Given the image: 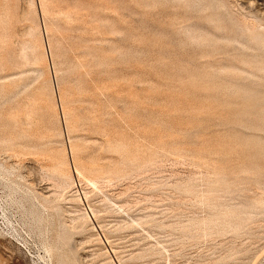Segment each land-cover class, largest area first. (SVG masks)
I'll return each mask as SVG.
<instances>
[{
	"label": "rangeland",
	"instance_id": "rangeland-1",
	"mask_svg": "<svg viewBox=\"0 0 264 264\" xmlns=\"http://www.w3.org/2000/svg\"><path fill=\"white\" fill-rule=\"evenodd\" d=\"M0 264H264V0H0Z\"/></svg>",
	"mask_w": 264,
	"mask_h": 264
},
{
	"label": "bare ground",
	"instance_id": "bare-ground-1",
	"mask_svg": "<svg viewBox=\"0 0 264 264\" xmlns=\"http://www.w3.org/2000/svg\"><path fill=\"white\" fill-rule=\"evenodd\" d=\"M109 149V148H108ZM112 150V149H111ZM53 250V249H52ZM48 254H49V251H48Z\"/></svg>",
	"mask_w": 264,
	"mask_h": 264
}]
</instances>
